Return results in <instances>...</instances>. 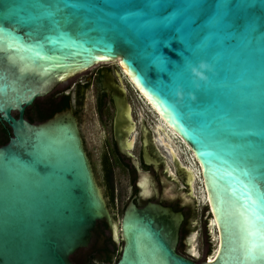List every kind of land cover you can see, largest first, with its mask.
Segmentation results:
<instances>
[{
    "label": "water",
    "instance_id": "water-1",
    "mask_svg": "<svg viewBox=\"0 0 264 264\" xmlns=\"http://www.w3.org/2000/svg\"><path fill=\"white\" fill-rule=\"evenodd\" d=\"M201 60L213 66L207 81L191 72ZM107 62L189 148L216 230L212 255L176 251L183 215L170 207L131 200L115 220L70 108L23 117ZM123 106L118 138L122 117L131 123ZM0 122L10 129L0 145V264H75L98 221L122 241L112 264H264V0H0Z\"/></svg>",
    "mask_w": 264,
    "mask_h": 264
},
{
    "label": "flooded vegetation",
    "instance_id": "flooded-vegetation-1",
    "mask_svg": "<svg viewBox=\"0 0 264 264\" xmlns=\"http://www.w3.org/2000/svg\"><path fill=\"white\" fill-rule=\"evenodd\" d=\"M116 69H118L117 64L116 68L102 65L92 68L89 72L88 70L81 72L82 74L80 73L68 86L57 91L55 86L49 94L35 99L31 105L25 107L23 117L31 123H38L58 111L70 108L76 118L95 181L111 214L115 217L118 205L122 203V190L115 182L116 171L126 173L130 184L126 202L122 204V212L131 200L137 206L152 201L181 212L183 220L179 228L176 251L197 261L187 250L191 244L190 236L187 235L188 215L192 214L194 206L181 192L169 194L165 190L166 187L172 189L176 188L178 183H182L183 191L188 193L190 183L185 167L176 157H171L170 162H167L165 156L154 145L158 135L156 121L161 125L164 122L149 103L147 105L156 117L152 119L153 124L147 121L141 109L136 108L135 100L129 97L130 92L139 95L137 90L122 75L119 79ZM122 88L125 90L126 101L115 99L121 97ZM116 103L122 106L128 104L130 107L131 123L125 115L122 117L119 138L116 136L114 124ZM14 115L17 116L16 113ZM0 125L7 126L10 134L7 124L0 122ZM164 126L166 127L165 124ZM164 126L158 128L162 135ZM5 138L6 133L0 130V139L5 140ZM8 138L9 136L7 140ZM158 144L162 148L159 142ZM163 151L166 150L163 148ZM93 153L97 155L96 160L92 157ZM140 183H146L150 192L145 199L138 195L141 190ZM106 243H109L112 249L116 247V242L109 235L105 222L98 221L88 248L81 251H97ZM71 260L75 264H101L94 258L93 253H88L77 260L72 256Z\"/></svg>",
    "mask_w": 264,
    "mask_h": 264
},
{
    "label": "rangeland",
    "instance_id": "rangeland-1",
    "mask_svg": "<svg viewBox=\"0 0 264 264\" xmlns=\"http://www.w3.org/2000/svg\"><path fill=\"white\" fill-rule=\"evenodd\" d=\"M102 65H106V66L116 68L115 62H107V63L92 66L89 69H87L88 71L87 70L86 71L89 72V70H91L92 68L99 67ZM83 73H84V71H83ZM79 75H80V73L76 74L75 76L71 77L70 79L58 84L55 87V91L60 90L65 86H68ZM129 97H130V99L135 100L134 104L137 105L136 108H140L143 115H145L147 121L149 123L153 124L152 119H154L156 116L154 117V114L151 112V109L145 103V101L141 100L142 97H140L139 95H135L134 93H131V92H130ZM136 99H139V101H136ZM169 134L172 136L173 143H175L176 147L179 149V151L182 152V153L180 152L179 155H177V158L178 157L180 158V161H181L180 163H182L183 166L188 171L192 172V174H197V172H198L196 170L197 164H196L195 160H193L192 154L189 152V149L186 147L185 143L180 141L179 137H175L176 134H172L171 132H169ZM91 138L93 139V137H91ZM154 145L165 156V159L167 160V162H170L171 157L169 156V154L166 151H163V147L161 148L156 140L154 142ZM92 157L96 160L97 155L95 153H93ZM175 157H176V155H175ZM189 163L191 164L190 165L191 169L189 168ZM197 176H198V174H197ZM188 180H189V183L190 182L192 183V187L189 186L188 193L186 191H183L184 187H183L182 183H178L176 188L174 187L171 189L170 187H166L165 190L169 194H176L177 192H181V194H183L184 197H186V199L193 204L192 206H194V210H193L192 214L188 215L189 230L187 232V235L190 236L191 244L189 247H187V250L189 251L190 254H192L196 258L197 261H200V260H202V258L204 256H206V253L209 256L214 253V250H215L216 244H217V236H216L215 227L211 223V216H210L208 207L206 205V201H204V193H203V189L201 186L200 179L197 178L194 180V179H191L189 177ZM115 182H116V184H118L120 190H122L121 191L122 203L120 205H118V209L116 210V213L114 214L115 220H118L122 214V207H123L122 204H124V202H126V198L128 196V189H129L130 183L128 181L127 174L121 173L118 171H116V174H115ZM115 242H116V247L114 249L111 248L109 243H106L104 245V247L100 248L97 251H88V252L80 251V252L75 253L73 255V257L76 260L82 259L88 253H93L94 258L98 261L101 257H104L107 254H110V253L115 254V252L117 250L116 248L121 247L122 241H121L120 237H116Z\"/></svg>",
    "mask_w": 264,
    "mask_h": 264
},
{
    "label": "bare ground",
    "instance_id": "bare-ground-1",
    "mask_svg": "<svg viewBox=\"0 0 264 264\" xmlns=\"http://www.w3.org/2000/svg\"><path fill=\"white\" fill-rule=\"evenodd\" d=\"M144 101V100H143ZM146 104H148L147 103V101L145 102ZM156 126H157V141L162 145V147L166 150V152L169 154V156L170 157H175V155H176V158H177V155H179V153L181 152V151H179V149L176 147V144L175 143H173V140H172V136L169 134V132H171L172 134H175L173 131H171L170 129H166V127L164 126V124L163 125H161V123L158 121H156ZM161 126H164L165 127V129H164V133H163V135L162 134H160L159 133V131H158V128L159 127H161ZM175 137H178L177 135L175 136ZM180 141H182L181 139H180ZM183 142V141H182ZM173 143V144H172ZM174 145V146H173ZM187 147V146H186ZM188 148V147H187ZM189 149V148H188ZM184 151V150H183ZM189 152H190V150H189ZM182 153V152H181ZM191 153V152H190ZM186 155V154H185ZM189 156V155H188ZM179 158V157H178ZM190 158V157H189ZM179 161H180V158L178 159ZM189 160V159H188ZM194 160V159H193ZM191 161V160H190ZM181 162V161H180ZM192 163V162H191ZM195 164V163H194ZM190 163H189V168H190ZM188 166V165H187ZM195 166V165H194ZM197 169V171H198V167H196ZM191 169V168H190ZM193 169V168H192ZM185 173L188 175V178L190 177L191 179H197V178H199L200 179V177H199V173L197 172V174H198V176H197V174H192V172H190V171H188L186 168H185ZM190 186L192 187V183L190 182ZM203 193H204V191H203ZM203 198V197H202ZM204 201H205V194H204Z\"/></svg>",
    "mask_w": 264,
    "mask_h": 264
},
{
    "label": "clouds",
    "instance_id": "clouds-1",
    "mask_svg": "<svg viewBox=\"0 0 264 264\" xmlns=\"http://www.w3.org/2000/svg\"><path fill=\"white\" fill-rule=\"evenodd\" d=\"M205 70L209 72L213 71L212 64L205 60L199 61L198 66L196 65L191 66V72L193 73L194 77L198 78L199 80L207 81L208 78L205 75ZM197 86H199L198 83H197Z\"/></svg>",
    "mask_w": 264,
    "mask_h": 264
},
{
    "label": "trees",
    "instance_id": "trees-1",
    "mask_svg": "<svg viewBox=\"0 0 264 264\" xmlns=\"http://www.w3.org/2000/svg\"><path fill=\"white\" fill-rule=\"evenodd\" d=\"M0 130L2 132L6 133L5 140L0 139V145H1V144L6 142L7 136H10V134H9V130H8L7 126H5V125H0ZM116 249L117 250H116L115 254L114 253L107 254L104 257H101L98 261L101 264H112V263H114L118 259L119 253H120V247L116 248Z\"/></svg>",
    "mask_w": 264,
    "mask_h": 264
},
{
    "label": "snow or ice",
    "instance_id": "snow-or-ice-1",
    "mask_svg": "<svg viewBox=\"0 0 264 264\" xmlns=\"http://www.w3.org/2000/svg\"><path fill=\"white\" fill-rule=\"evenodd\" d=\"M104 57H101V59H103Z\"/></svg>",
    "mask_w": 264,
    "mask_h": 264
}]
</instances>
